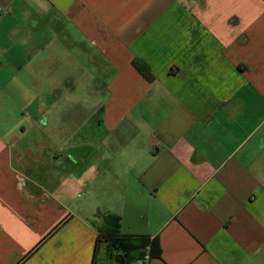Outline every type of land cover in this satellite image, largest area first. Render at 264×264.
Here are the masks:
<instances>
[{
	"label": "crops",
	"instance_id": "1",
	"mask_svg": "<svg viewBox=\"0 0 264 264\" xmlns=\"http://www.w3.org/2000/svg\"><path fill=\"white\" fill-rule=\"evenodd\" d=\"M0 7V264H264V0ZM107 214L161 257L109 261Z\"/></svg>",
	"mask_w": 264,
	"mask_h": 264
},
{
	"label": "trees",
	"instance_id": "2",
	"mask_svg": "<svg viewBox=\"0 0 264 264\" xmlns=\"http://www.w3.org/2000/svg\"><path fill=\"white\" fill-rule=\"evenodd\" d=\"M134 66L142 73L144 76L147 75V67L141 63L139 60L134 61ZM104 228L101 229L104 232H107L104 240L108 243V260L113 261L116 259L114 256L115 250H124L126 253L133 252L135 250H145L149 248V257L150 258H160L161 257V248L158 239L151 240L145 236L138 237H127L119 235L121 218L119 216H114L107 214L103 216ZM98 243L101 241V236H98ZM146 254V252H145ZM143 254V255H145ZM122 264L129 263L130 260L128 257H124L121 260Z\"/></svg>",
	"mask_w": 264,
	"mask_h": 264
},
{
	"label": "rangeland",
	"instance_id": "3",
	"mask_svg": "<svg viewBox=\"0 0 264 264\" xmlns=\"http://www.w3.org/2000/svg\"><path fill=\"white\" fill-rule=\"evenodd\" d=\"M91 79H84V89L80 90V93L78 94H67V95H63L60 99V102L58 105H60L61 110V115L64 116V114H66V119H69V124L72 126H76V123L78 124L77 121H75L76 119H78L79 115L82 114L85 118L83 119H93L96 120L99 116H97V113L95 111V107L96 104H100V103H104V95H93L91 94V92L93 91V89H91ZM86 84V86H85ZM29 99L33 98V97H37V96H28ZM47 97V96H44ZM22 104H26L25 102H20V105ZM92 107H94V110L92 109ZM33 109V108H32ZM57 112V111H55ZM33 111H28L27 115L22 116L19 115V117H21V119L23 118L25 121L22 122L24 124V126L26 128H29V123L32 121V115H33ZM13 114V112H7V111H2L1 112V117H0V121L2 122V120H4V124L6 122V117L7 116H11ZM58 116V115H57ZM12 117V116H11ZM13 119V117H12ZM68 124V123H67ZM64 125V124H63ZM79 125V124H78ZM85 128V127H83ZM69 131V128H66ZM69 133V132H68ZM73 133V132H72ZM19 134V133H18Z\"/></svg>",
	"mask_w": 264,
	"mask_h": 264
},
{
	"label": "built area",
	"instance_id": "4",
	"mask_svg": "<svg viewBox=\"0 0 264 264\" xmlns=\"http://www.w3.org/2000/svg\"><path fill=\"white\" fill-rule=\"evenodd\" d=\"M1 15H2V8L0 7V18H1ZM147 258H149V255L147 256Z\"/></svg>",
	"mask_w": 264,
	"mask_h": 264
}]
</instances>
